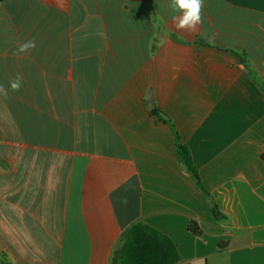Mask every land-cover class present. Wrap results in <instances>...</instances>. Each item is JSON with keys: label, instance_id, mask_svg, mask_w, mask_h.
<instances>
[{"label": "crops", "instance_id": "0c3cea01", "mask_svg": "<svg viewBox=\"0 0 264 264\" xmlns=\"http://www.w3.org/2000/svg\"><path fill=\"white\" fill-rule=\"evenodd\" d=\"M169 2H0V264H110L137 221L178 264H264V0H204L192 34Z\"/></svg>", "mask_w": 264, "mask_h": 264}, {"label": "trees", "instance_id": "16d2710c", "mask_svg": "<svg viewBox=\"0 0 264 264\" xmlns=\"http://www.w3.org/2000/svg\"><path fill=\"white\" fill-rule=\"evenodd\" d=\"M2 1L5 0H0V2ZM241 56L249 76L257 81L255 73L246 61L245 56ZM261 88L264 91V86H261ZM150 114L159 121L171 126L176 140L178 160L185 166L186 171L196 179L197 187L206 195H209L202 185L190 150L181 142L172 120L158 108L151 110ZM262 160L264 162V154L262 155ZM213 213L218 217V208L216 206L213 207ZM188 228L195 235L201 234L200 228L194 221L190 222ZM180 260L178 249L168 235L148 226L142 221H137L122 234L113 252L110 264H178Z\"/></svg>", "mask_w": 264, "mask_h": 264}, {"label": "clouds", "instance_id": "9594fccd", "mask_svg": "<svg viewBox=\"0 0 264 264\" xmlns=\"http://www.w3.org/2000/svg\"><path fill=\"white\" fill-rule=\"evenodd\" d=\"M204 0H170L169 9L176 13L171 17L172 27L177 31L187 32L189 34L198 31L199 25L202 24V9ZM36 47L35 40H28L20 44L17 54L26 53ZM22 76H17L9 81V87L12 91H19L22 87ZM0 95L5 98L8 96V90L0 85ZM126 202V201H123Z\"/></svg>", "mask_w": 264, "mask_h": 264}]
</instances>
